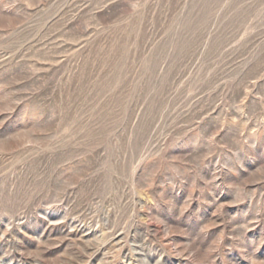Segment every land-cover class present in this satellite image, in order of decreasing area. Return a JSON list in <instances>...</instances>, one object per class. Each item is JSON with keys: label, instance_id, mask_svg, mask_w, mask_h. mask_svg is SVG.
<instances>
[{"label": "rangeland", "instance_id": "374dc122", "mask_svg": "<svg viewBox=\"0 0 264 264\" xmlns=\"http://www.w3.org/2000/svg\"><path fill=\"white\" fill-rule=\"evenodd\" d=\"M0 264H264V0H0Z\"/></svg>", "mask_w": 264, "mask_h": 264}]
</instances>
